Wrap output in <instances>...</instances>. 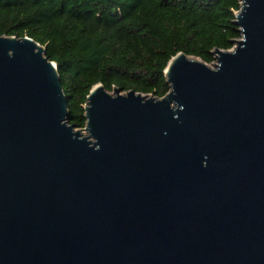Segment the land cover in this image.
<instances>
[{"label":"water","instance_id":"water-1","mask_svg":"<svg viewBox=\"0 0 264 264\" xmlns=\"http://www.w3.org/2000/svg\"><path fill=\"white\" fill-rule=\"evenodd\" d=\"M233 22L162 97L95 84L86 134L44 46L0 36V264H264V0Z\"/></svg>","mask_w":264,"mask_h":264},{"label":"trees","instance_id":"trees-1","mask_svg":"<svg viewBox=\"0 0 264 264\" xmlns=\"http://www.w3.org/2000/svg\"><path fill=\"white\" fill-rule=\"evenodd\" d=\"M240 0H0V36L27 35L57 64L69 123L85 126L95 84L162 97L182 51L210 63L240 37Z\"/></svg>","mask_w":264,"mask_h":264},{"label":"rangeland","instance_id":"rangeland-1","mask_svg":"<svg viewBox=\"0 0 264 264\" xmlns=\"http://www.w3.org/2000/svg\"><path fill=\"white\" fill-rule=\"evenodd\" d=\"M235 12H236V11H235ZM238 38H241V35H240V37H238ZM234 46H235V44L233 43V46L230 48V50H231ZM216 55H217V53L214 52V60H213L212 62H210V63H207L208 66L213 67V63L216 62ZM193 57H194V56H193ZM110 93H113V91H110ZM123 93H124V92H123ZM76 129H80V131H81L82 134H86V132H85L83 129L78 128V127H77Z\"/></svg>","mask_w":264,"mask_h":264}]
</instances>
